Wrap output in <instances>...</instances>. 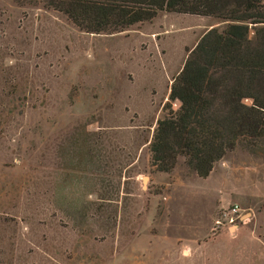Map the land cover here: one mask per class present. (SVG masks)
<instances>
[{
  "label": "rangeland",
  "instance_id": "obj_1",
  "mask_svg": "<svg viewBox=\"0 0 264 264\" xmlns=\"http://www.w3.org/2000/svg\"><path fill=\"white\" fill-rule=\"evenodd\" d=\"M18 1L0 0V264H264V149L203 179L149 163L171 79L225 22L90 34Z\"/></svg>",
  "mask_w": 264,
  "mask_h": 264
},
{
  "label": "trees",
  "instance_id": "obj_2",
  "mask_svg": "<svg viewBox=\"0 0 264 264\" xmlns=\"http://www.w3.org/2000/svg\"><path fill=\"white\" fill-rule=\"evenodd\" d=\"M18 1V0H17ZM21 2V1H18ZM60 13L79 31L121 32L148 22L157 12L210 17V28L188 51L171 79L165 115L148 144L149 163L168 173L176 158L198 178L240 147L264 149V0H25ZM252 29L253 39L248 38Z\"/></svg>",
  "mask_w": 264,
  "mask_h": 264
},
{
  "label": "built area",
  "instance_id": "obj_3",
  "mask_svg": "<svg viewBox=\"0 0 264 264\" xmlns=\"http://www.w3.org/2000/svg\"><path fill=\"white\" fill-rule=\"evenodd\" d=\"M230 210H231L230 211L231 214L234 215L238 211V208L236 206H233ZM237 218H240V217L237 216ZM229 222H232V219H229Z\"/></svg>",
  "mask_w": 264,
  "mask_h": 264
},
{
  "label": "crops",
  "instance_id": "obj_4",
  "mask_svg": "<svg viewBox=\"0 0 264 264\" xmlns=\"http://www.w3.org/2000/svg\"><path fill=\"white\" fill-rule=\"evenodd\" d=\"M212 174V171L209 173V176ZM264 251V250H263Z\"/></svg>",
  "mask_w": 264,
  "mask_h": 264
}]
</instances>
